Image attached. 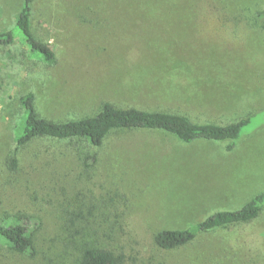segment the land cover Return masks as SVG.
Instances as JSON below:
<instances>
[{"label":"rangeland","instance_id":"1","mask_svg":"<svg viewBox=\"0 0 264 264\" xmlns=\"http://www.w3.org/2000/svg\"><path fill=\"white\" fill-rule=\"evenodd\" d=\"M88 1L37 0L35 31L58 49L55 68L23 42L0 53V221L6 213L35 218L21 221L34 233L35 253H14L0 237V264H81L88 245L123 254L125 264H245L238 230L202 234L173 251L154 236L264 193V0ZM23 2L0 0V31L15 27ZM131 48L143 54L137 65L127 59ZM30 91L40 116L56 122L91 117L107 99L198 123L254 117L233 152L163 132L117 134L99 148L37 141L18 150L20 99ZM87 155L97 157L91 168ZM69 210L88 216L78 236L65 222ZM250 228L264 250V213Z\"/></svg>","mask_w":264,"mask_h":264},{"label":"trees","instance_id":"2","mask_svg":"<svg viewBox=\"0 0 264 264\" xmlns=\"http://www.w3.org/2000/svg\"><path fill=\"white\" fill-rule=\"evenodd\" d=\"M65 1L74 3L81 0ZM210 6H213V3ZM39 11L37 0H24L15 27L0 31V53L2 50H11L15 44L23 42L29 47L31 55L44 65L43 67L55 68L59 61L58 49L45 42L35 31ZM113 11L117 10L110 12ZM260 15L264 19V14ZM128 52L129 64L137 65L143 54L133 48ZM48 68H43L41 71L46 77L49 75ZM36 102L37 95L33 91L24 94L20 99L23 117L13 140L18 150L27 149L37 141L62 143L88 141L93 147L99 148L113 135L163 132L173 135L185 144L198 141L225 143L226 151L233 152L243 139L244 128L254 117L249 115L228 125L198 123L187 114L126 107L112 99H107L102 104L101 110L91 117L56 122L40 116ZM46 147L50 149L49 146ZM50 152L51 150L46 151V153ZM90 160H93V163L97 162V157L86 156L84 164L87 168L93 166L88 163ZM8 162L11 171L19 170L18 157L13 156ZM263 213L264 193H261L237 210L216 212L188 229L159 231L154 236V242L161 250L173 251L191 245L202 234H210L220 229L238 230L244 235L245 264H253L258 258H263L261 264H264L263 240L260 234L252 233L250 228ZM87 217L83 211H67L65 222L73 235L78 236L83 232L81 223ZM32 219L35 218L24 213L14 217L6 213L0 221V237L10 244L14 253L23 256H32L35 253L34 233L21 222ZM80 261L81 264H125V256L96 245H88L82 250Z\"/></svg>","mask_w":264,"mask_h":264},{"label":"crops","instance_id":"3","mask_svg":"<svg viewBox=\"0 0 264 264\" xmlns=\"http://www.w3.org/2000/svg\"><path fill=\"white\" fill-rule=\"evenodd\" d=\"M215 45H223L222 43H217V44H215Z\"/></svg>","mask_w":264,"mask_h":264}]
</instances>
